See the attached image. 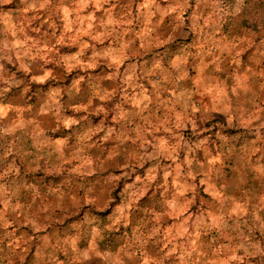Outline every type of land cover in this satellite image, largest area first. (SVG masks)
<instances>
[{
  "label": "clouds",
  "instance_id": "9594fccd",
  "mask_svg": "<svg viewBox=\"0 0 264 264\" xmlns=\"http://www.w3.org/2000/svg\"><path fill=\"white\" fill-rule=\"evenodd\" d=\"M0 264H264V0H0Z\"/></svg>",
  "mask_w": 264,
  "mask_h": 264
}]
</instances>
